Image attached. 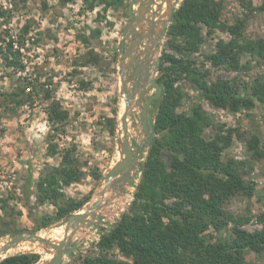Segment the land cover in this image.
<instances>
[{
  "label": "trees",
  "instance_id": "1",
  "mask_svg": "<svg viewBox=\"0 0 264 264\" xmlns=\"http://www.w3.org/2000/svg\"><path fill=\"white\" fill-rule=\"evenodd\" d=\"M60 1L65 5L74 0ZM84 2L86 9L93 10L102 5L107 11L123 7L126 0ZM239 2L247 14L236 18L233 24L221 20L223 0H182L175 9L167 29L168 45L181 55L164 52L159 62L160 75L156 79L162 93L152 104L153 136L141 162L142 174L135 186L134 198L128 211L122 213L109 230L101 232L96 243L97 254L86 255L82 264H248V250L264 253V209L256 216L261 227L250 231L243 227L249 217H234L225 208L227 200L234 196H255L256 184L249 181L246 174L247 166L252 168L251 160L264 161L261 136L258 133L247 136L245 131L240 132L235 127L225 128V124L218 123L202 102L193 103L188 111H178L185 98L180 83L183 80L190 82L199 91V96L216 108L237 113L252 110L258 104L264 106V77L255 78L242 89L236 80L221 76L212 79L210 69L204 67L208 62L212 67H223L227 71L248 69L252 61H242L246 52L258 63L264 62V37L249 38L243 33L245 23L255 11L264 13V0L259 5H254L252 0ZM0 13L4 14L3 11ZM204 27L208 34L217 29L229 31L231 38L218 40L215 49L205 53V59L199 65L187 55L200 50ZM23 29L26 32L27 26ZM91 35L100 37L101 30L96 28ZM1 39L4 46L0 45V52H5L6 64L17 72L26 71V65L21 62L25 34L18 40ZM81 39L89 42L86 36ZM84 57L85 64L99 61L98 53L92 49ZM18 77L20 82L12 84L9 91H0L1 107L33 105L36 97L41 96L47 102L45 111L50 123L47 152L50 156L60 155L58 165H47L39 175L35 183L36 202L31 198V174L24 187V204L35 223V229L29 231L35 232L68 218L82 209L90 198L75 199L64 192L66 186L81 182L85 172L76 156V147L59 150V143L55 142L56 134L53 133L64 128L69 113L54 98L50 86L53 82L31 76ZM108 123L114 134L116 118H109ZM207 128L213 129L210 138L204 135ZM235 137L244 140L248 159L223 158L224 150L232 145ZM95 177L101 176L95 174ZM261 201L264 208V198ZM46 203L54 206V213L36 211L38 205ZM7 208L8 200L3 198L0 221L4 217L2 211L7 212ZM230 223L233 237H216L211 230H224ZM13 224L11 228L5 223V227L0 228V235L26 231L15 222ZM114 247L129 260L110 257L108 252ZM38 260L39 254L25 252L7 256L0 264H34Z\"/></svg>",
  "mask_w": 264,
  "mask_h": 264
},
{
  "label": "rangeland",
  "instance_id": "2",
  "mask_svg": "<svg viewBox=\"0 0 264 264\" xmlns=\"http://www.w3.org/2000/svg\"><path fill=\"white\" fill-rule=\"evenodd\" d=\"M132 1H135L134 9H136L142 0H126L123 7L104 11L102 5L93 10L86 9L84 0H74L65 5L60 0H0V11L4 12L3 15L0 13V45L4 46L2 37H6L7 40L9 38L18 40L21 34H25L26 37V43L21 48V62L26 65V71L17 72L8 66L4 59L5 52H0V91H9L12 84L20 82L18 76H31L40 81L48 79L53 82L50 86L54 90V98L59 100L62 107L69 113L64 128L53 133L56 134L55 142L59 143V150L74 145L76 156L85 172L81 182L66 186L64 192L68 197L75 199L88 196L90 198L82 209L74 213L83 212L97 199L100 190L105 186L107 172L120 158L117 141L119 129H122L120 117L125 99L120 95L119 60L124 28L129 21L128 6ZM157 1L161 3L162 0ZM177 1L175 9L182 2V0ZM252 1L254 5L262 2V0ZM165 7L166 4H164ZM246 14L247 10L239 0H223L221 20L224 22L233 24L236 18H243ZM25 26H27L26 32L23 29ZM244 27L243 33L247 37H264V13L255 11ZM96 28L101 30L100 37L91 35L92 30ZM203 35L204 41L200 50L187 55L196 60L199 65L205 59L204 54L215 49V43L218 40L231 38L229 31L217 29L214 33L208 34L206 27L203 28ZM81 36L88 37L89 42L83 41ZM168 39L166 31L161 50L156 57L161 59L164 52L181 55L176 48L168 45ZM90 49L98 53L99 61L85 64L84 55ZM115 54H117L116 58ZM247 60H251L252 63L248 69L242 70L227 71L223 67H212L208 62L204 67L210 69L212 79L221 76L236 80L243 89L255 78L264 77V62L258 63L252 59L251 53L246 52L242 61L246 63ZM158 75L160 73L157 70L154 76ZM180 83L185 91V98L178 109L179 112L188 111L195 102H202L218 123L225 124V128L235 127L240 132L245 131L247 136L258 133L261 136V145H264V106L258 104L252 110H242L237 113L216 108L204 101L199 96V91L190 82L183 80ZM154 93L155 89L149 86L147 95ZM2 102L0 99V206L1 200L7 198L8 208L7 212L2 211L4 217L0 221V228L5 227V223L12 228L15 222L26 229L23 233L32 232L29 230L35 229V223L27 205L24 204V187L31 174L33 177L31 198L33 202H36L35 183L39 175L47 165H58L60 155L50 156L47 152L50 123L45 111L47 102L41 96L36 97V103L33 105L27 103L18 108L4 107L6 105L1 107ZM140 112V107L135 102L129 116L134 149H140L145 140L143 128L139 122ZM113 117L117 121L114 134L111 133L108 123L109 118ZM212 134V128H207L204 132L206 138H210ZM144 146L145 152L140 166L149 149L148 144L144 143ZM228 157L238 160L249 158L242 138L235 137L232 145L224 150L223 158ZM251 163L252 168L247 166L246 178L256 184L255 196L246 198L237 195L227 200L225 204L226 210L234 217L250 218L243 226L250 231L261 227L257 223L256 216L264 209L263 201H261L264 198V161L251 160ZM95 174L101 177L96 179ZM141 174L142 171L124 198L110 197L112 193L106 195L103 207L99 211L102 221L96 222L100 226H106L103 231L109 230L122 213L128 211ZM35 209L41 214L55 212L54 206L50 203L38 205ZM19 211L22 213L19 214ZM67 219L36 229L34 233L45 238L60 240ZM230 226H232L231 223L224 230H211L216 237L229 238L233 237ZM101 232L102 230L92 227L80 228L71 241V244L78 242V245L73 253L64 255L63 264H82L86 255H96L99 251L96 243L100 239ZM14 235L17 234L0 235V247ZM49 251L50 249H46L39 242L25 241L16 245L4 256L25 252L37 253L39 260L34 264H45L52 258L48 259ZM108 255L118 259H128L116 247L110 250ZM4 256H0V260ZM247 262L248 264H264V253L256 254L248 250Z\"/></svg>",
  "mask_w": 264,
  "mask_h": 264
},
{
  "label": "water",
  "instance_id": "3",
  "mask_svg": "<svg viewBox=\"0 0 264 264\" xmlns=\"http://www.w3.org/2000/svg\"><path fill=\"white\" fill-rule=\"evenodd\" d=\"M135 1L128 6L129 21L124 28L122 50L119 60L121 88L120 95L125 99V109L120 117L123 137H118L120 158L110 168L105 176V186L100 190L97 199L83 212L71 214L65 224L68 234L61 240H53L34 233H20L9 238L0 247V256L5 255L11 248L25 241L39 242L46 249H52V258L45 264H63L64 255L71 254L78 242L71 244L73 237L82 227L105 230L106 226L96 224L102 221L99 211L103 207L100 197L108 190L117 191L124 196L133 187L140 174V161L145 152L144 143L150 145L153 136L152 102L159 98L162 87L158 83L155 72L158 70L163 38L168 25L171 23L177 0H142L134 9ZM164 4L166 7L164 8ZM152 86L155 93L147 95L148 87ZM140 107L139 122L143 128L145 140L140 149H134L129 128V116L134 103ZM6 256H4L5 258Z\"/></svg>",
  "mask_w": 264,
  "mask_h": 264
},
{
  "label": "bare ground",
  "instance_id": "4",
  "mask_svg": "<svg viewBox=\"0 0 264 264\" xmlns=\"http://www.w3.org/2000/svg\"><path fill=\"white\" fill-rule=\"evenodd\" d=\"M124 108H125V102H124V100H123V104H122V112L124 111ZM120 128H121V123H120ZM121 133V137H123V134H124V132H123V130L121 129V131H120ZM131 135V134H130ZM118 156V155H117ZM111 194V196L110 197H112V196H116V197H118V198H124V196H120V195H118L117 194V191H114V190H108V192L104 195V196H101L99 199H100V201L103 203V200H104V198L106 197V195L107 194ZM106 207V206H105ZM62 235V237L61 238H63L64 236H67L68 234L66 233V231H65V228L63 229V233L61 234ZM61 240V239H60ZM2 244V243H1ZM14 248V247H13ZM13 248H11L7 253H9L10 251H12L13 250ZM6 253V254H7ZM5 254V255H6ZM52 255H53V251H52V249H50V251H49V257H48V259L49 258H51L52 257ZM1 256H4V255H1Z\"/></svg>",
  "mask_w": 264,
  "mask_h": 264
}]
</instances>
